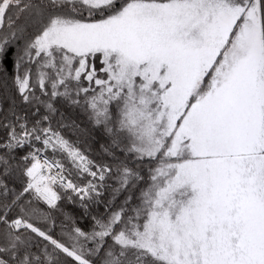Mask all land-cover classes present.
Instances as JSON below:
<instances>
[{
    "label": "snow or ice",
    "instance_id": "snow-or-ice-1",
    "mask_svg": "<svg viewBox=\"0 0 264 264\" xmlns=\"http://www.w3.org/2000/svg\"><path fill=\"white\" fill-rule=\"evenodd\" d=\"M0 264H264V0H0Z\"/></svg>",
    "mask_w": 264,
    "mask_h": 264
}]
</instances>
